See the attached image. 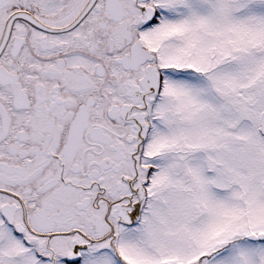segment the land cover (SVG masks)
I'll return each mask as SVG.
<instances>
[{
  "label": "snow or ice",
  "instance_id": "6c2138e0",
  "mask_svg": "<svg viewBox=\"0 0 264 264\" xmlns=\"http://www.w3.org/2000/svg\"><path fill=\"white\" fill-rule=\"evenodd\" d=\"M0 264H264V0H0Z\"/></svg>",
  "mask_w": 264,
  "mask_h": 264
}]
</instances>
